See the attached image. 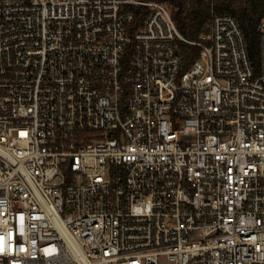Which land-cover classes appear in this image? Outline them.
Wrapping results in <instances>:
<instances>
[{"label": "built area", "instance_id": "built-area-1", "mask_svg": "<svg viewBox=\"0 0 264 264\" xmlns=\"http://www.w3.org/2000/svg\"><path fill=\"white\" fill-rule=\"evenodd\" d=\"M217 1L190 42L155 1L0 0V264H264V19L255 62Z\"/></svg>", "mask_w": 264, "mask_h": 264}, {"label": "trees", "instance_id": "trees-1", "mask_svg": "<svg viewBox=\"0 0 264 264\" xmlns=\"http://www.w3.org/2000/svg\"><path fill=\"white\" fill-rule=\"evenodd\" d=\"M168 5L174 10L172 18L179 33L188 41H197L202 27L209 16V4L207 1H197L190 13L187 12V0H148ZM214 9L219 15L234 17L240 24L247 45L248 52L253 61H257L259 45L258 28L264 19V0H219ZM140 13L141 10L136 11ZM141 24V21L139 22ZM138 24V25H139ZM135 31V30H134ZM133 28L130 37L133 36ZM178 49L183 57V64L188 68L198 57L199 49L184 43H178Z\"/></svg>", "mask_w": 264, "mask_h": 264}, {"label": "water", "instance_id": "water-1", "mask_svg": "<svg viewBox=\"0 0 264 264\" xmlns=\"http://www.w3.org/2000/svg\"><path fill=\"white\" fill-rule=\"evenodd\" d=\"M197 1H207V0H187V12L190 13L192 10L193 5Z\"/></svg>", "mask_w": 264, "mask_h": 264}, {"label": "rangeland", "instance_id": "rangeland-1", "mask_svg": "<svg viewBox=\"0 0 264 264\" xmlns=\"http://www.w3.org/2000/svg\"><path fill=\"white\" fill-rule=\"evenodd\" d=\"M167 8H168V10L171 12V14L174 13V10H173L172 8H170L168 5H167Z\"/></svg>", "mask_w": 264, "mask_h": 264}]
</instances>
